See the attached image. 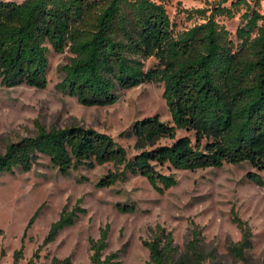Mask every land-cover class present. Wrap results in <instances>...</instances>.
Returning a JSON list of instances; mask_svg holds the SVG:
<instances>
[{"label":"trees","instance_id":"obj_1","mask_svg":"<svg viewBox=\"0 0 264 264\" xmlns=\"http://www.w3.org/2000/svg\"><path fill=\"white\" fill-rule=\"evenodd\" d=\"M251 3L219 0L211 9L194 10L206 21L177 33L165 4L155 0H0L3 86L46 89L50 45L56 53L72 54L61 67L63 78L56 86L63 95L86 107H107L116 104L124 90L164 83L163 97L172 116V123L159 115L147 117L123 133L135 138L139 153L133 158L107 133L79 124L48 129L37 121L35 136L11 142L0 153V173L29 172L41 156H47L65 177L81 168L112 163L116 169L97 187L111 188L140 175L164 194L178 181L159 168L196 171L249 163L258 172L249 173L248 179L264 186V14ZM241 6L248 11L243 15L245 24L237 29L236 43L217 17L233 18ZM152 58L157 63L146 69ZM179 130L193 133L195 139L177 138ZM162 139L174 142L159 145ZM117 209L136 211L128 204H118ZM41 210L31 218L27 231ZM85 212L80 201L73 210L65 208L43 246L53 243ZM233 213L243 240L234 243L231 252L244 260L253 234L248 222ZM152 234L143 242L150 252L145 264H207L200 232L193 231L182 254L172 232L158 226ZM108 237L106 227L99 239L90 240L92 264L119 263L118 252L105 254ZM41 248L28 264H36ZM23 252L24 244L15 252V264ZM50 264H72V258L54 257Z\"/></svg>","mask_w":264,"mask_h":264},{"label":"rangeland","instance_id":"obj_2","mask_svg":"<svg viewBox=\"0 0 264 264\" xmlns=\"http://www.w3.org/2000/svg\"><path fill=\"white\" fill-rule=\"evenodd\" d=\"M155 1L165 4L179 33L206 21L194 10L211 9L219 0ZM251 1V6L264 14V0ZM247 11V6H241L235 9L233 18L217 17L236 43L237 29L245 24L243 15ZM49 48L46 89L27 85L6 87L0 81V153L11 142L35 136L39 121L48 129L79 124L107 133L133 158L139 153L135 138L123 136L124 132L137 121L154 115L172 123L163 97L164 83H144L124 90L119 101L107 107H86L76 98L63 95L56 86L63 78L61 67L70 62L72 54L68 50L56 53L50 45ZM156 63L154 58L148 60L146 69ZM184 136L195 139L191 132H177V138ZM173 142L162 139L158 144ZM115 169L109 163L93 169L81 168L65 177L47 156H41L29 172L0 173V264H15V252L23 244V257L18 264H28L63 210H73L79 201L86 212L53 243L41 248L36 264H50L54 257H71L72 264H92L90 240L99 239L106 227H109V247L105 254L118 252V264H145L150 252L143 242L153 238L152 231L158 226L172 232L180 254L186 251L193 231L200 232V246L207 254V264H264V186L248 179L249 173L258 172L251 164H227L196 171L159 168L164 173H173L178 181L164 194L140 175L111 188L97 187ZM118 204L133 205L136 211L121 213ZM41 207L40 215L27 231L31 218ZM233 212L248 222L253 234L252 247L246 251L244 260L231 252V246L243 240L241 229L233 221Z\"/></svg>","mask_w":264,"mask_h":264}]
</instances>
